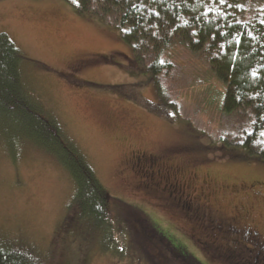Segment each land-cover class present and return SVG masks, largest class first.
Segmentation results:
<instances>
[{"label":"rangeland","instance_id":"obj_1","mask_svg":"<svg viewBox=\"0 0 264 264\" xmlns=\"http://www.w3.org/2000/svg\"><path fill=\"white\" fill-rule=\"evenodd\" d=\"M0 34L24 58L28 94L111 199L202 264H264V160L241 145L249 120L222 111L224 84L203 56L175 45L153 81L128 68L113 19L72 0H0ZM73 195L54 155L0 136L1 237L49 264H151L152 239L142 236L146 254L126 232L118 255L99 230L65 224Z\"/></svg>","mask_w":264,"mask_h":264},{"label":"trees","instance_id":"obj_2","mask_svg":"<svg viewBox=\"0 0 264 264\" xmlns=\"http://www.w3.org/2000/svg\"><path fill=\"white\" fill-rule=\"evenodd\" d=\"M255 2L261 7L251 14ZM73 5L106 23L113 19L122 40L131 47L128 68L151 73L153 81L173 67L162 60L171 47L181 45L203 56L224 84L222 111L249 120L250 131L241 145L264 160V0H227L223 5L219 0H78ZM23 60L7 35L0 34V136L39 146L68 172L74 195L65 224L99 230L100 242L113 245L118 255L122 249L117 251L115 244L124 245L127 235L123 234L128 233L146 254L150 253L142 236L152 239L159 252L154 257L146 255L151 264H202L158 234L142 213L108 196L84 158L63 141L56 123L43 116L24 88ZM19 244L0 236V264H49Z\"/></svg>","mask_w":264,"mask_h":264},{"label":"snow or ice","instance_id":"obj_3","mask_svg":"<svg viewBox=\"0 0 264 264\" xmlns=\"http://www.w3.org/2000/svg\"><path fill=\"white\" fill-rule=\"evenodd\" d=\"M77 2H78V0H72V3L73 4H77ZM219 3L220 4H227V0H219ZM237 7L239 6V5H236ZM262 23H264V21H262ZM161 63H164L163 61H161ZM262 135H264V133H262Z\"/></svg>","mask_w":264,"mask_h":264}]
</instances>
